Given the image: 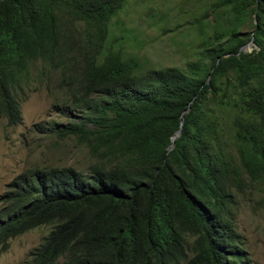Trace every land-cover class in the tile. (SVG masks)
Returning a JSON list of instances; mask_svg holds the SVG:
<instances>
[{
	"label": "trees",
	"instance_id": "obj_1",
	"mask_svg": "<svg viewBox=\"0 0 264 264\" xmlns=\"http://www.w3.org/2000/svg\"><path fill=\"white\" fill-rule=\"evenodd\" d=\"M124 3L0 0V116L22 123L35 84L57 87L83 113L34 130L82 137L101 159L85 172L18 175L2 199L0 246L45 225L31 264H245L233 217L249 184L264 187V0H216L210 33L198 11L203 37L185 71L112 47Z\"/></svg>",
	"mask_w": 264,
	"mask_h": 264
},
{
	"label": "rangeland",
	"instance_id": "obj_2",
	"mask_svg": "<svg viewBox=\"0 0 264 264\" xmlns=\"http://www.w3.org/2000/svg\"><path fill=\"white\" fill-rule=\"evenodd\" d=\"M216 0H125L122 9L109 22V41L112 47L135 56L147 67L178 66L185 71V61L191 59L196 40L203 37L198 31V11L206 9L205 30L210 33L216 25L210 12ZM224 11V12H223ZM222 12L219 23L225 24L229 14ZM224 13V14H223ZM229 13V12H228ZM244 28L251 30L253 13H247ZM176 31H167L173 27ZM35 84L22 101V123L8 125L0 116V207L15 178L26 170L73 167L81 172L100 163V157L90 150V143L82 137L34 130L38 122L74 121L81 109L73 110L72 103L62 97L57 87ZM59 98V99H58ZM67 104L68 109L63 108ZM234 217L235 228L248 261L245 264H264V187L249 184L247 193H240ZM49 226L41 225L9 240L6 249L0 246V264H31L30 251L48 233Z\"/></svg>",
	"mask_w": 264,
	"mask_h": 264
},
{
	"label": "water",
	"instance_id": "obj_3",
	"mask_svg": "<svg viewBox=\"0 0 264 264\" xmlns=\"http://www.w3.org/2000/svg\"><path fill=\"white\" fill-rule=\"evenodd\" d=\"M254 46V43L252 40L248 41L246 44L242 45L240 48H239V52L240 51H243V52H247V51H250L252 49V47ZM238 52V53H239ZM180 126H181V123H180ZM180 133V127L173 133L172 137H171V140H172V143L171 145L169 146V149H171L173 147V140L179 135Z\"/></svg>",
	"mask_w": 264,
	"mask_h": 264
},
{
	"label": "clouds",
	"instance_id": "obj_4",
	"mask_svg": "<svg viewBox=\"0 0 264 264\" xmlns=\"http://www.w3.org/2000/svg\"><path fill=\"white\" fill-rule=\"evenodd\" d=\"M20 109H21V105H20ZM22 114V113H21ZM21 124V123H20ZM238 208V207H237ZM237 211V209L235 210V212ZM236 215V214H235ZM234 218V217H233ZM234 227H235V222H234Z\"/></svg>",
	"mask_w": 264,
	"mask_h": 264
}]
</instances>
